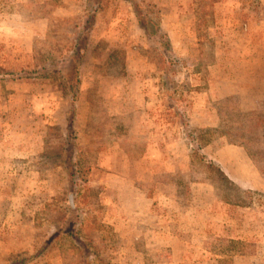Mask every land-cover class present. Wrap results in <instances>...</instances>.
Masks as SVG:
<instances>
[{"label":"rangeland","instance_id":"374dc122","mask_svg":"<svg viewBox=\"0 0 264 264\" xmlns=\"http://www.w3.org/2000/svg\"><path fill=\"white\" fill-rule=\"evenodd\" d=\"M87 2L0 0V264H264V0H101L73 111Z\"/></svg>","mask_w":264,"mask_h":264},{"label":"trees","instance_id":"16d2710c","mask_svg":"<svg viewBox=\"0 0 264 264\" xmlns=\"http://www.w3.org/2000/svg\"><path fill=\"white\" fill-rule=\"evenodd\" d=\"M133 5L138 18L141 20L142 15L137 11L136 8L137 4L134 3ZM100 6H101V0H88L87 2L88 20L86 21L87 23L84 24L83 26V30H84L83 32H85L84 36L82 37L80 43L78 44L72 56L68 60H65L68 63H66L62 67H54L52 70L49 71V72L55 71L62 78V82L59 85L63 89L64 93L69 96L73 111L75 110V102L79 95V86L81 82V75H80L81 67L84 60L86 59L90 46V31L94 26L95 15L99 10ZM73 168H74L73 165H69V169L71 173L74 172ZM71 184L75 185L76 182L72 181L70 185ZM70 187L74 188L72 185ZM73 196L74 195L72 194L71 199L72 202L75 203V207H76V199L75 197L73 198ZM53 235H56V233L54 232ZM82 245H84V243H82ZM82 264H95V263H94V259L90 258L88 255H85L82 259Z\"/></svg>","mask_w":264,"mask_h":264}]
</instances>
